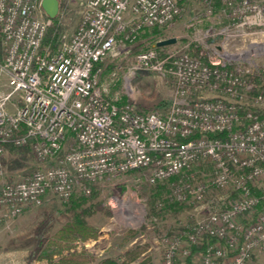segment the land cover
<instances>
[{
	"label": "built area",
	"instance_id": "built-area-1",
	"mask_svg": "<svg viewBox=\"0 0 264 264\" xmlns=\"http://www.w3.org/2000/svg\"><path fill=\"white\" fill-rule=\"evenodd\" d=\"M72 1L83 10L69 35ZM182 1L59 0L51 19L43 0H0V180L8 145L29 148L40 164L2 184L1 218L41 206L48 194L68 202L139 173L149 185L166 183L180 204L223 193L205 220L162 238L163 264H264V65L227 55L236 40L264 34V3L228 2L231 16L205 31L198 54L176 45L134 57L127 82L141 72L173 80L176 98L161 111L111 98L100 83L104 60L146 30L172 26ZM54 22L60 31L48 40Z\"/></svg>",
	"mask_w": 264,
	"mask_h": 264
},
{
	"label": "rangeland",
	"instance_id": "rangeland-1",
	"mask_svg": "<svg viewBox=\"0 0 264 264\" xmlns=\"http://www.w3.org/2000/svg\"><path fill=\"white\" fill-rule=\"evenodd\" d=\"M230 1L238 4L241 0H183L180 17L172 26L146 30L137 42L126 46L127 52L112 54L104 60L99 66L102 87L111 98L130 101L141 110L161 111L167 108L176 98L173 80L156 73L141 72L127 82L126 76L134 57L157 46L160 39H177L173 46L158 50L161 53L177 50L176 45L191 48L195 45L200 49L207 42V29L199 32L192 27L188 29L191 20L201 16H231ZM253 1L264 3V0ZM82 10L83 3L80 1L69 4L68 11L64 12L65 33L70 35L74 32ZM246 31L251 33L254 30ZM54 33H49V39ZM227 55L234 61L252 62L258 70L264 65V34H252L236 40ZM3 163L5 178L0 180V187L9 180L32 173L40 166L26 149L7 151ZM222 194L214 191L204 203L180 204L169 196L166 183L149 185L146 176L139 173L116 177L95 187L90 195L78 193L68 202L61 201L55 194H48L41 206L27 209L17 217H0V264H48L46 260L39 259L40 255L56 240V236H62L67 227L77 221L97 229L98 236L75 241L73 250L87 251L98 260L117 259L134 245L147 244L151 263L163 264L162 238L172 237L179 230L205 220L212 207L220 205L218 200ZM55 258L58 259L57 256ZM190 262L199 264L200 261L198 257H192Z\"/></svg>",
	"mask_w": 264,
	"mask_h": 264
},
{
	"label": "trees",
	"instance_id": "trees-1",
	"mask_svg": "<svg viewBox=\"0 0 264 264\" xmlns=\"http://www.w3.org/2000/svg\"><path fill=\"white\" fill-rule=\"evenodd\" d=\"M59 26L57 22H54L53 27L50 32H59ZM154 28L151 30H156ZM56 33V34H57ZM49 40V35H48ZM158 50H161L162 47H158ZM192 52L194 54L199 53V48L195 45L192 46ZM125 102V100H123ZM145 111V110H144ZM220 135L210 136L211 138L218 137ZM30 151L29 148H25ZM11 150H23L17 148L14 145H8L7 151ZM186 229V228H183ZM98 236V230L88 226L84 222L77 221L72 225H69L66 229V233L62 236H56V240L51 243V245L46 248L43 253L40 255V260H46L48 264H132L138 262V264H152L150 258L148 257L149 245L147 244H136L130 250L126 251L124 255L120 258H105L103 260H98L96 256L88 253L87 251H77L73 250L75 241H86L88 239H94ZM202 251V249L194 248L193 253ZM58 257L56 259L55 257ZM192 258V257H191ZM189 258L187 260L188 264H191Z\"/></svg>",
	"mask_w": 264,
	"mask_h": 264
},
{
	"label": "crops",
	"instance_id": "crops-1",
	"mask_svg": "<svg viewBox=\"0 0 264 264\" xmlns=\"http://www.w3.org/2000/svg\"><path fill=\"white\" fill-rule=\"evenodd\" d=\"M180 17V16H179ZM178 17V18H179ZM222 16H201L192 19L189 27H192L193 30H197V32L201 30H208V29H218L219 27L223 26L226 22L224 19H220ZM187 27V26H186ZM193 30H191L193 32ZM190 31V30H189Z\"/></svg>",
	"mask_w": 264,
	"mask_h": 264
},
{
	"label": "water",
	"instance_id": "water-1",
	"mask_svg": "<svg viewBox=\"0 0 264 264\" xmlns=\"http://www.w3.org/2000/svg\"><path fill=\"white\" fill-rule=\"evenodd\" d=\"M42 7L46 14L51 18L55 19L57 18L59 11H60V2L59 0H43ZM177 43L176 38H170L163 40L161 42L157 43L158 47H166L171 46Z\"/></svg>",
	"mask_w": 264,
	"mask_h": 264
}]
</instances>
